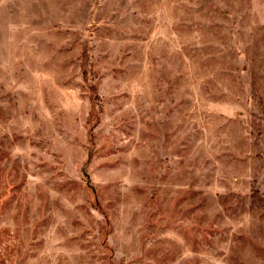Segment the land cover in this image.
Segmentation results:
<instances>
[{
	"label": "rangeland",
	"instance_id": "1",
	"mask_svg": "<svg viewBox=\"0 0 264 264\" xmlns=\"http://www.w3.org/2000/svg\"><path fill=\"white\" fill-rule=\"evenodd\" d=\"M0 264H264V0H0Z\"/></svg>",
	"mask_w": 264,
	"mask_h": 264
}]
</instances>
